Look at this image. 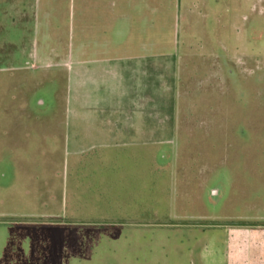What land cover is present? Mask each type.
<instances>
[{
	"label": "rangeland",
	"instance_id": "rangeland-1",
	"mask_svg": "<svg viewBox=\"0 0 264 264\" xmlns=\"http://www.w3.org/2000/svg\"><path fill=\"white\" fill-rule=\"evenodd\" d=\"M157 2L171 5L157 13L172 31L159 37L171 49L158 43L172 53L158 60L172 77L171 111L214 117V133L180 140L166 169L141 167L119 191V173L97 168L86 192L85 167L72 182L60 120L85 0H0V264H253L264 254V231L248 246L238 231L264 226V0ZM218 174L228 189L213 203ZM97 192L103 201L85 205Z\"/></svg>",
	"mask_w": 264,
	"mask_h": 264
},
{
	"label": "crops",
	"instance_id": "crops-1",
	"mask_svg": "<svg viewBox=\"0 0 264 264\" xmlns=\"http://www.w3.org/2000/svg\"><path fill=\"white\" fill-rule=\"evenodd\" d=\"M166 5L157 0H85L76 11L79 16L68 51L70 114L60 120L67 132L72 182L79 176L78 168L85 167L86 192L91 181L93 185L89 176L97 168L119 173V182L114 184L119 191L121 180L131 184L140 177L141 167L148 176L166 169L170 163L166 150L174 154L180 140L188 144L195 133L207 137L214 133V117L181 118L171 111L172 100L166 93L172 91V77L166 71L162 74L163 64L158 62L172 57L171 51L158 52V43L166 42L159 37L172 32L170 28L165 34L157 20L158 10ZM167 43L165 50L171 49V39ZM165 68L171 69L170 64ZM158 86L163 93L158 94ZM200 151L193 148L195 160ZM216 178L206 190L213 203L220 202L228 189L227 179L223 181L220 174ZM95 180L96 186L105 181L104 176ZM73 200L77 198L71 194ZM102 201L97 192L84 202ZM109 215L121 220L120 215ZM260 223L264 221L256 224ZM238 231L244 232L248 246L252 235L263 232L264 226L244 223Z\"/></svg>",
	"mask_w": 264,
	"mask_h": 264
},
{
	"label": "trees",
	"instance_id": "trees-1",
	"mask_svg": "<svg viewBox=\"0 0 264 264\" xmlns=\"http://www.w3.org/2000/svg\"><path fill=\"white\" fill-rule=\"evenodd\" d=\"M254 260L252 261L253 264H264V259L258 258V259H254Z\"/></svg>",
	"mask_w": 264,
	"mask_h": 264
}]
</instances>
